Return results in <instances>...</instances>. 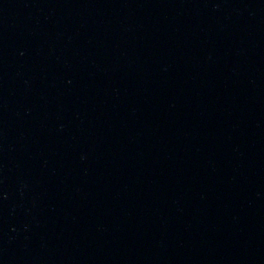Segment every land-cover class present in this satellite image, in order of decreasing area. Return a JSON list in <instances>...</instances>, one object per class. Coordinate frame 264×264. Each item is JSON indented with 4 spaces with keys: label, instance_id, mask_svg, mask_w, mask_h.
<instances>
[{
    "label": "water",
    "instance_id": "1",
    "mask_svg": "<svg viewBox=\"0 0 264 264\" xmlns=\"http://www.w3.org/2000/svg\"><path fill=\"white\" fill-rule=\"evenodd\" d=\"M0 264H264V0H0Z\"/></svg>",
    "mask_w": 264,
    "mask_h": 264
}]
</instances>
